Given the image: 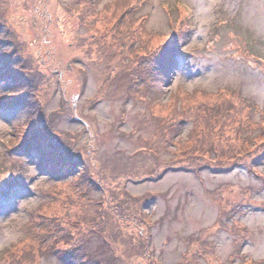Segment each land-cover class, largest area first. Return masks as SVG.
Wrapping results in <instances>:
<instances>
[{
	"label": "rangeland",
	"instance_id": "374dc122",
	"mask_svg": "<svg viewBox=\"0 0 264 264\" xmlns=\"http://www.w3.org/2000/svg\"><path fill=\"white\" fill-rule=\"evenodd\" d=\"M91 3L0 0V102L29 101L25 107L0 108V264L8 260L11 248L37 242L39 237L29 239L28 233L36 226L41 208L48 210L50 219L55 213L62 215V226L71 231L51 250L41 252V264H95V260L154 264L146 254L147 219L154 223L153 254L162 264H228L242 232L226 206L245 199L249 189L254 190L255 200H264V190H259L264 179L250 167L264 153V130L240 129L237 137L189 132L231 126L236 130L231 122L223 126L217 112L219 101L211 93L219 88L237 89L246 102L259 103L264 113V67L232 54L264 53V0H189L192 41L175 50L181 56L175 64L170 62L159 76L154 74L160 85L150 95H131L128 76L172 39L179 16L184 19L187 14L177 13L173 21V13L168 12L167 24L173 30L167 31V24L155 22L158 6L142 0L148 20L145 31L134 36L138 46L132 48L126 39L137 20H119L126 0H96L89 8ZM221 15L227 18L217 22ZM12 47L23 65H14L16 55L3 60ZM85 64L86 69L80 70ZM10 68L25 79L34 71L40 84L32 81L26 92L22 85L28 81L12 80ZM148 70L144 67L141 74ZM109 71L116 76H109ZM55 83L60 90L53 88ZM178 86L184 87L181 104L188 109L185 114L180 106L175 119ZM233 95L230 89L223 98ZM35 127L39 133L34 135L43 143L41 151L28 160L16 156L19 152H11L12 147L24 142ZM37 157L43 161L41 169ZM164 161L171 162V170L151 180L162 172ZM14 166L17 177L11 171ZM195 169L201 170L195 173ZM258 170L264 172V164ZM85 173L91 185L81 183ZM247 194L250 197L251 191ZM247 203L243 214L235 215L250 235L244 251L255 264H264V206ZM13 219L17 224L12 229L3 227ZM223 219L231 226L224 221L222 225ZM57 231L51 224L42 234ZM211 239L216 243L214 251L207 246ZM58 246L73 248L65 250L68 257L62 258ZM86 251L89 261L84 259Z\"/></svg>",
	"mask_w": 264,
	"mask_h": 264
},
{
	"label": "trees",
	"instance_id": "16d2710c",
	"mask_svg": "<svg viewBox=\"0 0 264 264\" xmlns=\"http://www.w3.org/2000/svg\"><path fill=\"white\" fill-rule=\"evenodd\" d=\"M30 136H31L30 140L26 143L25 147L29 150V152L33 151V149L35 148H39L40 150V141L37 139L34 133L31 134ZM221 152L222 151L220 150V153ZM84 175H85V177H83L84 180L81 183L85 182L86 184L91 185V181L89 180V176L87 175V173H85ZM41 209H38L37 211L38 216L36 219V222H37L36 226L32 228L31 230L29 228V233H28L29 239L32 236H34L35 238L38 236L39 238L37 242H30V241L23 242L22 245H19L16 249H14L13 252L10 253L8 260H6L4 264H33L34 262L36 264H41V258H42L41 252H43L44 250H45L44 252L51 250L52 247L57 245L56 241L60 239L61 236H65L66 234H68V232H71L68 228H64V226H62V223L60 222V217L62 215L55 213L57 216L53 219H50L47 216L48 210H41ZM73 222L75 224H77L76 222H78V224L82 226L81 225L82 223L80 220L78 221L77 219H73ZM145 222H147L148 225L152 224V221H150L149 219H147ZM51 224H54L55 227H57L58 229L57 233L52 234V235L48 234L46 237L43 236L42 231L45 229H48ZM75 232H76L75 234H79V230H75ZM74 236L75 235H72V237ZM145 237L147 241L146 242V245H147L146 254L148 256V243L150 242V227L146 230ZM63 240H65L64 237H63ZM50 244H52L51 247L49 246ZM80 244L82 245L83 242L82 243L80 242ZM24 246H26V248H23ZM28 246L29 248L27 249ZM72 248L61 249L58 246L57 251H65V250L72 251ZM19 249H24V251L20 255H18V252H15L16 250H19ZM191 255L196 261L198 254L194 253ZM148 257H149V260H151L154 264H160V261L158 259L152 258L151 256H148ZM85 258L87 260H90V255L87 253ZM94 262L95 264L99 263L97 261H94Z\"/></svg>",
	"mask_w": 264,
	"mask_h": 264
},
{
	"label": "clouds",
	"instance_id": "9594fccd",
	"mask_svg": "<svg viewBox=\"0 0 264 264\" xmlns=\"http://www.w3.org/2000/svg\"><path fill=\"white\" fill-rule=\"evenodd\" d=\"M158 6L159 12L157 13L156 23L161 25L167 24V13H173V21L178 19L177 13L188 14L191 11V4L189 0H153ZM201 23H207L202 21ZM172 24H167V31H172ZM17 224V220L13 219L3 227L6 229H12Z\"/></svg>",
	"mask_w": 264,
	"mask_h": 264
}]
</instances>
